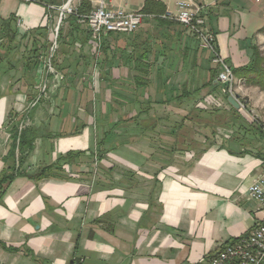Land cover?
<instances>
[{"label": "crops", "instance_id": "obj_1", "mask_svg": "<svg viewBox=\"0 0 264 264\" xmlns=\"http://www.w3.org/2000/svg\"><path fill=\"white\" fill-rule=\"evenodd\" d=\"M158 1L166 15L176 12L178 0ZM192 1L204 5L229 66L249 65L251 45L264 43V6ZM64 2L0 0V29L15 34L0 38V175L14 163L12 124L35 135L20 165L15 151L22 174L1 197L0 264H198L264 221L247 194L264 169V142L179 147L176 126L198 99L178 97L211 87L202 88L210 82L202 80L207 51H197L190 31L146 18L135 32L98 44L82 20H65L51 71L44 52L27 68L35 44L48 45ZM144 2L107 4L138 10ZM88 80L103 86L105 102L82 99ZM43 81L49 96L29 108ZM45 167L46 175L27 176Z\"/></svg>", "mask_w": 264, "mask_h": 264}, {"label": "built area", "instance_id": "obj_2", "mask_svg": "<svg viewBox=\"0 0 264 264\" xmlns=\"http://www.w3.org/2000/svg\"><path fill=\"white\" fill-rule=\"evenodd\" d=\"M31 2L33 0H21ZM75 0H66L58 8V21L55 32L59 29L62 19L76 11ZM109 0H98L96 6L83 17L88 31L98 42L107 34L132 33L140 28L146 18H152L138 10H125L123 8L109 7ZM264 6V0H251ZM73 4V5H72ZM176 12L166 15L193 33L200 42V46L212 53V61L221 67L216 81L224 83L229 81V89L233 86L234 75L231 67L225 63V59L215 51V35L206 27V10L204 5L193 1L178 0L175 3ZM57 35L53 43L46 50L44 68L52 69V59L57 51ZM47 95V83L43 81L37 96L29 102V108L34 107L40 99ZM231 95V94H230ZM239 103V102H238ZM241 106V104L239 103ZM247 194L255 201L259 209L264 213V169H261L254 181L248 186ZM198 264H264V221L256 224L247 234L236 239L226 241L219 245L209 256L203 258Z\"/></svg>", "mask_w": 264, "mask_h": 264}, {"label": "trees", "instance_id": "obj_3", "mask_svg": "<svg viewBox=\"0 0 264 264\" xmlns=\"http://www.w3.org/2000/svg\"><path fill=\"white\" fill-rule=\"evenodd\" d=\"M92 10V6L89 0H80L77 7L76 11L73 14H69L68 17L62 19L61 24L58 29V39L63 38V33H62V24L65 20H69L71 22H76L78 20H82L84 16H86L90 11ZM141 12H143L146 15H151L154 20L157 21L158 24H175V21L173 19L169 18L166 16V8L165 5L158 0H145L143 6L140 9ZM5 21H1V25H4ZM181 25V24H180ZM183 26V25H182ZM264 30V29H262ZM264 32V31H263ZM15 36L14 32H12L10 29H6L4 26L0 29V38H5L7 37L8 41H11V37L13 38ZM10 37V38H9ZM47 47V41L44 40L43 43L40 45H36L33 48L32 51V57L28 58L26 65L27 68L30 66H36L39 63V58L41 55L46 53L45 49ZM251 50H252V55H251V61L250 64L247 66H243L240 68H237L235 70L234 68L231 67L233 75H236L237 73V78H244L245 81L249 84H253L256 86H262L264 87V66H263V61L260 56V52L256 45H251ZM215 51L218 54V49L217 46L215 45ZM44 52V53H43ZM1 60V58H0ZM54 63V59L52 60ZM262 61V62H261ZM208 85H212L211 81L209 84H204L202 85V88ZM219 92L223 93L225 103L228 106V109L224 111H220L218 107H214V109H206V108H201L198 106H194L191 108V110L188 112L187 116L183 118L180 123L177 124V128L175 130L176 135L181 137L179 131L184 129L186 124L184 123V119H187L189 123L192 124L193 127L197 126H202V127H214L215 125H225V124H230L232 128H234L235 135L231 137V139H226L222 142L215 143L216 145L219 144L220 148L222 145L226 142L230 141H237L241 142L242 145L246 146L248 144H251L252 138L253 139H262L264 141V124L262 123H252V128L246 127L245 125H242L240 121H237L236 119V113L238 112V109H235L228 101V90L225 89L221 83L217 82L212 86V89L210 92ZM200 92L197 91H189L187 89H183L181 92V95L178 97L179 99L182 98H190L192 94H197ZM37 96V94L33 95V97H30L29 100L31 101ZM204 98V97H203ZM202 99V98H201ZM220 108V107H219ZM231 111L232 115L234 117H230V121H227L226 118H222L223 116L228 117V112ZM221 112V113H220ZM222 112H224L222 114ZM229 118V117H228ZM229 120V119H228ZM242 135L239 136L240 132ZM214 134V133H213ZM252 137V138H251ZM10 138H11V144H10V149H9V155L14 159V163L11 167H9L7 170H5L1 175H0V201L1 197L4 193V191L7 188V185L9 182L17 175V174H22V172H19V167L15 163V151L17 150L19 153L18 157V163L23 161L24 158H26V154L32 150L33 148V142H34V132L31 129L28 128H19V123H13L10 129ZM206 139V138H205ZM204 139V140H205ZM184 140V138H183ZM213 140L216 141V139L213 138ZM254 140V141H255ZM183 142V141H182ZM181 142V145H182ZM199 142V141H198ZM196 140H190V142L187 144L186 148H196V144H198ZM215 144H209L206 147L215 145ZM225 145V144H224ZM223 145V146H224ZM70 153H67L66 157ZM48 170H50V167H45L41 169V171L34 173V174H29L27 175L31 179H38L42 175H46Z\"/></svg>", "mask_w": 264, "mask_h": 264}, {"label": "rangeland", "instance_id": "obj_4", "mask_svg": "<svg viewBox=\"0 0 264 264\" xmlns=\"http://www.w3.org/2000/svg\"><path fill=\"white\" fill-rule=\"evenodd\" d=\"M77 1L78 0L73 1V4H76ZM184 1H189V0H184ZM133 2L139 3L140 0H133ZM57 21H58V16L56 17V23L54 24V26H52V31H50V33L48 34V37H50V41H48V45L45 51L51 46L54 40V36L56 35H57V45H58L57 51L59 50L60 39H58V30L55 32ZM263 31L264 30H262V32ZM191 34H192V38L195 41V48L197 49V51L201 54L207 51L205 55V59L209 60V64H210L207 67L208 71L207 72L204 71V73H202L203 78L201 76H198V77H200V79L202 78V80L209 79L212 83L211 87H209V91H203L202 93L195 95L196 99H198V100H195V103H196L195 105L201 108H206V109H214V107H218L220 111L221 110L224 111L223 109L227 110L228 106L225 103L223 93L210 92V90L212 89V86H214V84L216 83L217 75L221 67L212 61V57H213L212 53L206 49H203L200 46V42L197 39V37L193 33ZM256 47L258 48L260 52V56L263 61L261 62L263 63V66H264V43L257 44ZM225 63L229 65L226 62V60H225ZM237 68H240V67H235L234 69L237 70ZM236 76H237V73L236 75H234L233 86L229 89L230 91H228V94L229 95L231 94L233 97H235L237 101L241 104L240 108L237 110L238 112L236 113L237 121H240L242 125H245L246 127H249V128H252L251 126L253 122L264 124V87L249 84L245 81L244 78H237ZM86 87L87 88L89 87L90 90L86 91L85 95H84V92H82V99L102 100L103 102H105L107 97H106V92L104 91V88L102 85L94 87L93 83L89 84V80H88ZM48 96H49V93L47 92V95L44 99H46ZM86 96L88 97L86 98ZM107 96L109 98L108 92H107ZM223 113L224 112H222V114ZM231 115H232V112L229 111L228 112L229 118L227 116H223L222 118H226L227 121H230V117H234ZM186 126L187 127L179 131L181 135V139L183 141L182 145H180L179 147H182V148L187 146L190 140H196L197 142L199 141L198 144H196V147L198 149H202V147H205L211 143L215 144V143L222 142L223 139L224 140L231 139V137L235 135L234 128H232L230 124L215 125L214 127H206V126L205 127H202V126L193 127L191 123L188 124V122H186ZM241 133H243V131L240 132L238 137H240ZM213 138L216 139V141L213 140ZM257 141L264 142L262 139L260 140L258 139Z\"/></svg>", "mask_w": 264, "mask_h": 264}, {"label": "water", "instance_id": "obj_5", "mask_svg": "<svg viewBox=\"0 0 264 264\" xmlns=\"http://www.w3.org/2000/svg\"><path fill=\"white\" fill-rule=\"evenodd\" d=\"M222 86L228 90L229 88V81H226L224 83H222ZM227 101L235 108V109H239L240 105L237 101V99L235 97H233L232 95H228L227 97Z\"/></svg>", "mask_w": 264, "mask_h": 264}]
</instances>
